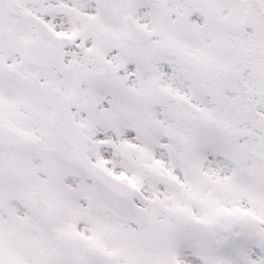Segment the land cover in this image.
<instances>
[{
  "label": "snow or ice",
  "instance_id": "snow-or-ice-1",
  "mask_svg": "<svg viewBox=\"0 0 264 264\" xmlns=\"http://www.w3.org/2000/svg\"><path fill=\"white\" fill-rule=\"evenodd\" d=\"M0 264H264V0H0Z\"/></svg>",
  "mask_w": 264,
  "mask_h": 264
}]
</instances>
